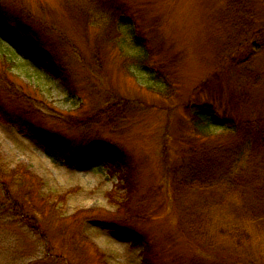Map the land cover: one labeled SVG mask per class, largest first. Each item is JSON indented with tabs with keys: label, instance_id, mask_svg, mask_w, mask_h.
<instances>
[{
	"label": "rangeland",
	"instance_id": "rangeland-1",
	"mask_svg": "<svg viewBox=\"0 0 264 264\" xmlns=\"http://www.w3.org/2000/svg\"><path fill=\"white\" fill-rule=\"evenodd\" d=\"M109 1L0 0L56 63L0 16V105L38 129L0 118V264H264V156L236 163L227 187L237 135L191 122L203 102L264 118V0ZM145 50L161 76L135 64ZM97 142L125 154L128 191L125 168L69 158ZM204 157L211 174L189 172Z\"/></svg>",
	"mask_w": 264,
	"mask_h": 264
},
{
	"label": "trees",
	"instance_id": "trees-1",
	"mask_svg": "<svg viewBox=\"0 0 264 264\" xmlns=\"http://www.w3.org/2000/svg\"><path fill=\"white\" fill-rule=\"evenodd\" d=\"M111 0L106 2L102 5L104 7L112 8ZM0 16L4 18V20H8L11 24L6 26V34L7 37L14 43L18 44L19 46L23 47L30 51L29 56L38 60L41 64L44 63L47 66H55V59L52 52L43 48L44 45V37L37 31L32 30L30 26L26 22V20L22 21L23 19L19 14L8 15V9L3 8L0 5ZM6 25V24H5ZM43 38V39H42ZM149 53L143 51V53L134 59L135 64L137 66L144 68L147 70L149 74L152 75L153 78H157V76H161L159 71H157L158 75L156 76L155 68H151L150 63L147 62ZM5 63V62H4ZM8 66V65H7ZM6 86L4 82L3 76L0 74V87ZM193 113H192V125L194 127L195 133L199 137H207L210 132H213L215 128L231 131L233 134L237 135V139L234 143L227 148H225V184L227 187H232L233 182L230 180L229 175L232 172V168L236 163L242 161L244 157H249L256 155V152L262 153L264 156V118L248 120L245 122L236 121L234 119H230L224 113H219L215 107L209 102H203L201 105H194L192 106ZM23 110V109H22ZM29 111H23V113L12 114L8 113L3 109L0 105V118L6 117L7 120L11 122H20L22 124H28L29 129L31 132H37L38 129L31 123L30 121V114ZM214 128H213V127ZM213 128V129H212ZM82 155H71L69 158L73 161L85 162L90 165L92 162H103L110 164L111 166L115 167H123L126 170L121 173L120 180L121 183L124 185L122 186L125 189V192L129 190L130 184L128 178H126V173L128 171V162L124 153L120 150L115 148L114 146H110L105 143L97 142L93 145L86 146L82 149ZM207 164V158L204 157L203 160L198 161L195 163L192 170L189 169V172H205ZM215 165V162L212 161L207 164V171L211 174V171ZM257 172H262L264 174V165ZM198 175V174H197ZM21 177V176H20ZM264 181V180H263ZM258 190H263V183L262 181H257ZM262 194L259 193L258 198L261 199ZM264 212V206L261 208ZM117 231L126 236V230L117 229ZM135 239L140 241L138 235H135ZM144 253L147 252V245L145 244ZM145 256H143L142 264L146 262Z\"/></svg>",
	"mask_w": 264,
	"mask_h": 264
}]
</instances>
